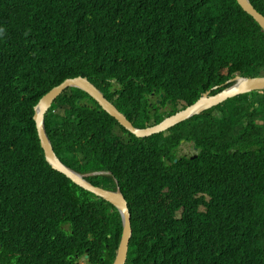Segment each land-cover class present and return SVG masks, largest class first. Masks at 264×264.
Returning <instances> with one entry per match:
<instances>
[{
    "label": "trees",
    "instance_id": "obj_1",
    "mask_svg": "<svg viewBox=\"0 0 264 264\" xmlns=\"http://www.w3.org/2000/svg\"><path fill=\"white\" fill-rule=\"evenodd\" d=\"M236 74L264 76V31L237 0H0V264H111L117 251V208L46 160L34 106L52 87L85 76L143 128ZM45 128L66 165L120 187L125 264H264V89L138 137L68 87Z\"/></svg>",
    "mask_w": 264,
    "mask_h": 264
},
{
    "label": "water",
    "instance_id": "obj_2",
    "mask_svg": "<svg viewBox=\"0 0 264 264\" xmlns=\"http://www.w3.org/2000/svg\"><path fill=\"white\" fill-rule=\"evenodd\" d=\"M237 2L256 20V22L264 31V14L258 11L250 0H237ZM233 80H236V83L230 85L222 91L213 95H211L208 91L202 94V96L193 104L188 105L174 114L165 117L155 125L143 128L134 126L132 122L126 117V115L120 111L116 105L110 101L104 95V93L85 76L66 78L64 81L46 92L34 106V120L36 123L38 136L41 146L44 150L46 160L51 165V167L64 173L74 183L78 184L82 188L91 191L95 195L107 200L113 204L120 213L122 232L114 260L111 264H125L127 260L129 242L133 232L131 226V213L127 200L120 190V187L112 190L102 186L94 185L85 177L84 174L69 167L57 156L45 128V114L52 105L53 101L68 87L79 88L87 92L93 99H95L101 108L113 116L125 129L135 136L144 137L153 133L161 132L183 120L192 117L195 114L200 113L206 108L219 104L229 97L244 92L264 89V76H235ZM194 156H196V154L191 157ZM85 257L87 258L88 255H85Z\"/></svg>",
    "mask_w": 264,
    "mask_h": 264
},
{
    "label": "clouds",
    "instance_id": "obj_3",
    "mask_svg": "<svg viewBox=\"0 0 264 264\" xmlns=\"http://www.w3.org/2000/svg\"><path fill=\"white\" fill-rule=\"evenodd\" d=\"M235 76H242V75H240V74H236ZM235 76H233L232 78H229V79H227L226 81H225V84H229L228 86H225V87H223L222 89H220V91H222L223 89H225V88H227V87H229L230 85H233L234 83H236V80H233V78L235 77ZM242 77H247V76H242ZM220 86V85H219ZM214 87H216V86H213L212 88L214 89ZM262 90V89H261ZM209 92H210V94L211 95H213L212 93H211V91L210 90H208ZM208 91H203V92H201V94H200V97L202 96V94H204V93H206V92H208ZM219 91V92H220ZM253 91H255V90H253ZM249 92H252V91H249ZM218 93V92H217ZM244 93H248V92H244ZM214 94H216V93H214ZM240 94H243V93H240ZM240 94H238V95H240ZM235 96H237V95H235ZM199 97V98H200ZM233 97V96H232ZM198 98V99H199ZM230 98V97H229ZM197 99V100H198ZM228 99V98H227ZM226 99V100H227ZM111 101V100H110ZM113 102V101H112ZM114 103V102H113ZM221 103V102H220ZM84 104H87V103H84ZM117 107V106H116ZM212 107V106H211ZM118 108V107H117ZM210 108V107H209ZM207 109V108H206ZM203 111V110H202ZM201 111V112H202ZM135 126V125H134ZM186 146H188L189 148H191V152L189 153V152H185L186 154H188L189 156L191 155V156H193V155H195L196 154V156H197V148H196V146L193 144V142L192 141H188V140H186V139H181L180 140V146H179V149H182V147H186ZM196 156H194V157H196ZM193 158V157H192ZM104 170H99V171H90V172H84V173H82V172H80V173H82V174H84L85 175V177L87 178V176H90V175H96V174H106V173H109L108 171H105V172H103ZM91 182V181H90ZM92 183V182H91ZM98 186V185H97Z\"/></svg>",
    "mask_w": 264,
    "mask_h": 264
},
{
    "label": "flooded vegetation",
    "instance_id": "obj_4",
    "mask_svg": "<svg viewBox=\"0 0 264 264\" xmlns=\"http://www.w3.org/2000/svg\"><path fill=\"white\" fill-rule=\"evenodd\" d=\"M160 102V100L159 99H157V103H159ZM151 105V104H150ZM119 109V108H118ZM120 110V109H119ZM121 111V110H120ZM127 117V116H126ZM128 118V117H127ZM129 119V118H128ZM130 120V119H129ZM131 121V120H130ZM132 122V121H131ZM120 124V123H119ZM133 124V123H132ZM121 125V124H120ZM134 125V124H133ZM103 172H105V171H103ZM85 255H87V254H85ZM85 255L84 256H82V257H80L79 258V260L76 262L77 264H88L87 263V258L85 257Z\"/></svg>",
    "mask_w": 264,
    "mask_h": 264
},
{
    "label": "rangeland",
    "instance_id": "obj_5",
    "mask_svg": "<svg viewBox=\"0 0 264 264\" xmlns=\"http://www.w3.org/2000/svg\"><path fill=\"white\" fill-rule=\"evenodd\" d=\"M191 150V148H189L188 146H186L185 148L184 147H182V152H191L190 151Z\"/></svg>",
    "mask_w": 264,
    "mask_h": 264
},
{
    "label": "bare ground",
    "instance_id": "obj_6",
    "mask_svg": "<svg viewBox=\"0 0 264 264\" xmlns=\"http://www.w3.org/2000/svg\"><path fill=\"white\" fill-rule=\"evenodd\" d=\"M79 111V110H78Z\"/></svg>",
    "mask_w": 264,
    "mask_h": 264
}]
</instances>
